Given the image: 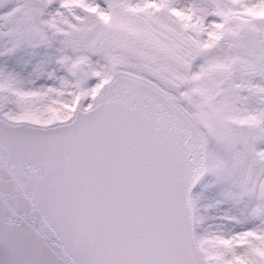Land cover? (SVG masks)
<instances>
[{"label": "snow or ice", "instance_id": "obj_1", "mask_svg": "<svg viewBox=\"0 0 264 264\" xmlns=\"http://www.w3.org/2000/svg\"><path fill=\"white\" fill-rule=\"evenodd\" d=\"M0 264H264V0H0Z\"/></svg>", "mask_w": 264, "mask_h": 264}]
</instances>
